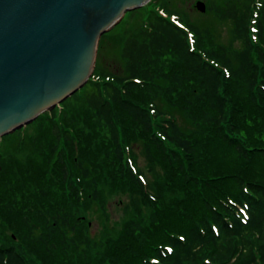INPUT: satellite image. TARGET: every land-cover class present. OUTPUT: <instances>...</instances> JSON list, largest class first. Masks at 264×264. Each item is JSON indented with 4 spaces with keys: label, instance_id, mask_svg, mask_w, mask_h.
<instances>
[{
    "label": "trees",
    "instance_id": "1",
    "mask_svg": "<svg viewBox=\"0 0 264 264\" xmlns=\"http://www.w3.org/2000/svg\"><path fill=\"white\" fill-rule=\"evenodd\" d=\"M176 1L106 37L122 17L80 89L0 137V264H264V0H205L223 42Z\"/></svg>",
    "mask_w": 264,
    "mask_h": 264
},
{
    "label": "water",
    "instance_id": "2",
    "mask_svg": "<svg viewBox=\"0 0 264 264\" xmlns=\"http://www.w3.org/2000/svg\"><path fill=\"white\" fill-rule=\"evenodd\" d=\"M148 1L0 0V137L80 89L100 36Z\"/></svg>",
    "mask_w": 264,
    "mask_h": 264
},
{
    "label": "rangeland",
    "instance_id": "3",
    "mask_svg": "<svg viewBox=\"0 0 264 264\" xmlns=\"http://www.w3.org/2000/svg\"><path fill=\"white\" fill-rule=\"evenodd\" d=\"M151 1V0H150ZM148 1V2H150ZM197 1H203L205 3V0H177L175 2V7L182 8L186 10L190 16L197 19L200 22H212L214 23V26L216 28V31L219 33L220 41H226L228 37V26L226 24H221L214 20L213 17H208L205 12H202L196 8V2ZM147 2V3H148ZM146 3V4H147ZM144 4V5H146ZM142 5V6H144ZM137 7L134 9H131L127 11V15H124L120 24V28L115 32L114 35H106V37H113L119 41H121L126 35H129L133 33V28L140 22L142 16V12L140 11V8ZM211 20V21H210ZM206 24V23H205ZM99 42V41H98ZM111 58V51L107 53L106 60L108 64H106L107 68L110 70H114V68H117V65L114 62L110 60ZM51 110V109H50ZM48 110V111H50ZM142 163V162H141ZM111 199V200H110ZM110 202L108 203V216L110 218V221L115 223H120L121 219L124 217L123 211H121V204L119 197H110ZM93 211V210H92ZM88 213V217L90 218V235L94 238H97L99 236L100 231L102 230V217L98 216L97 212ZM110 224V222H109ZM118 226V225H117Z\"/></svg>",
    "mask_w": 264,
    "mask_h": 264
}]
</instances>
